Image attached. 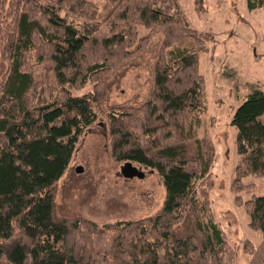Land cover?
Returning a JSON list of instances; mask_svg holds the SVG:
<instances>
[{
  "label": "trees",
  "instance_id": "16d2710c",
  "mask_svg": "<svg viewBox=\"0 0 264 264\" xmlns=\"http://www.w3.org/2000/svg\"><path fill=\"white\" fill-rule=\"evenodd\" d=\"M187 20L173 0H106L104 12L88 0H0V264L234 263L208 197L214 145L197 133L206 85L199 55L213 36ZM139 23L164 25L170 49L146 115L110 112L111 157L156 172L165 200L153 215L99 228L59 214L57 184L98 119L101 80L135 51ZM93 79L92 92L74 94ZM262 117L264 91L255 89L231 122L240 156L231 189L264 236V194L241 199L250 186L242 180L264 175Z\"/></svg>",
  "mask_w": 264,
  "mask_h": 264
},
{
  "label": "rangeland",
  "instance_id": "374dc122",
  "mask_svg": "<svg viewBox=\"0 0 264 264\" xmlns=\"http://www.w3.org/2000/svg\"><path fill=\"white\" fill-rule=\"evenodd\" d=\"M88 1L104 12L106 0ZM173 3L192 29L213 36L205 44V52L199 55L206 85L197 131L201 139L211 140L215 150L206 183L211 211L222 226L229 246L237 252L233 264H263L264 236L249 226L245 206L236 203L231 189L240 162L235 143L237 129L231 122L236 109L253 90L264 91V8L250 11L247 0H173ZM152 30L137 24L135 51L101 80L98 119L84 132L69 168L57 184L56 202L62 217L83 218L101 228L108 223L136 221L153 215L164 203L165 189L156 172L134 163L146 176L122 175L121 166L125 163L118 164L112 159L109 136L110 112L130 107L146 115L145 105L153 98L156 66L161 54L170 49V40L164 25L152 26ZM6 70V64L0 60V83ZM93 81L74 94L92 92ZM79 167L83 168L82 172L77 171ZM242 181L250 185L241 193L243 201L264 194V175L248 176ZM99 249L102 248L97 244L93 246V251Z\"/></svg>",
  "mask_w": 264,
  "mask_h": 264
},
{
  "label": "water",
  "instance_id": "95a60500",
  "mask_svg": "<svg viewBox=\"0 0 264 264\" xmlns=\"http://www.w3.org/2000/svg\"><path fill=\"white\" fill-rule=\"evenodd\" d=\"M78 172H82L83 168L79 167L77 169ZM121 173L125 178H144L146 176L145 171L140 168L135 166L133 163H125L124 165L121 166Z\"/></svg>",
  "mask_w": 264,
  "mask_h": 264
},
{
  "label": "bare ground",
  "instance_id": "6f19581e",
  "mask_svg": "<svg viewBox=\"0 0 264 264\" xmlns=\"http://www.w3.org/2000/svg\"><path fill=\"white\" fill-rule=\"evenodd\" d=\"M78 169V168H77Z\"/></svg>",
  "mask_w": 264,
  "mask_h": 264
}]
</instances>
